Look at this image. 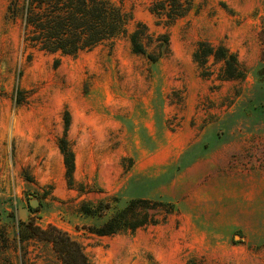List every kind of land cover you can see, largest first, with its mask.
<instances>
[{"label":"rangeland","instance_id":"rangeland-1","mask_svg":"<svg viewBox=\"0 0 264 264\" xmlns=\"http://www.w3.org/2000/svg\"><path fill=\"white\" fill-rule=\"evenodd\" d=\"M107 1L130 16L127 33H167L169 54L151 64L126 36L76 57L26 49L0 0V264H60L49 243L21 241L27 222L66 232L90 264H264V108L250 102L264 0H193L171 25L150 0ZM201 42L234 53L246 77L220 81L211 58L199 68ZM133 201L157 224L88 230Z\"/></svg>","mask_w":264,"mask_h":264},{"label":"trees","instance_id":"trees-1","mask_svg":"<svg viewBox=\"0 0 264 264\" xmlns=\"http://www.w3.org/2000/svg\"><path fill=\"white\" fill-rule=\"evenodd\" d=\"M192 8L193 0H150L148 12L163 20L165 25H171L185 18ZM6 16L13 24L18 25L23 46L37 52L59 57H76L103 43L113 42L119 36H126L132 53L145 57L151 64L157 63L169 54L167 33L153 38L147 27L140 22L135 24L131 33H127L130 16L107 0H8ZM260 41L262 49L259 62L252 73L255 85L252 88L250 102L254 109L264 108V36ZM210 58L214 63L220 64L218 74L220 81L246 77L247 71L238 63L234 53L221 45L198 43L193 53L194 63L204 69ZM58 62L56 60L55 65ZM69 120V113L65 112L64 133L57 147L62 157L67 183L71 186L74 157L65 138ZM143 202L145 201L129 203L98 228L88 230L98 236H106L120 230L134 231L147 224H157V220L136 214L139 208L136 206L137 203ZM103 208L108 207L99 205L93 210L83 207L82 212L89 216L101 215ZM20 225L24 232L22 242L35 238L49 243L60 264H90L82 246L61 229L54 226L42 229L32 222ZM6 263L9 264L8 261Z\"/></svg>","mask_w":264,"mask_h":264},{"label":"water","instance_id":"water-1","mask_svg":"<svg viewBox=\"0 0 264 264\" xmlns=\"http://www.w3.org/2000/svg\"><path fill=\"white\" fill-rule=\"evenodd\" d=\"M30 205H31V207H35V206H37V202H32Z\"/></svg>","mask_w":264,"mask_h":264}]
</instances>
